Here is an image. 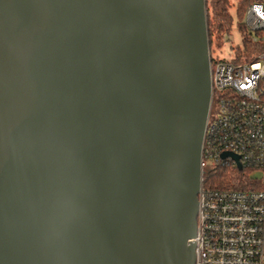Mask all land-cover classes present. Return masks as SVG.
Wrapping results in <instances>:
<instances>
[{
    "label": "water",
    "instance_id": "95a60500",
    "mask_svg": "<svg viewBox=\"0 0 264 264\" xmlns=\"http://www.w3.org/2000/svg\"><path fill=\"white\" fill-rule=\"evenodd\" d=\"M211 103L207 0H0V264H196Z\"/></svg>",
    "mask_w": 264,
    "mask_h": 264
},
{
    "label": "built area",
    "instance_id": "2783aa9c",
    "mask_svg": "<svg viewBox=\"0 0 264 264\" xmlns=\"http://www.w3.org/2000/svg\"><path fill=\"white\" fill-rule=\"evenodd\" d=\"M244 24L245 34L236 29L241 42L231 49L233 59L214 58L210 45L212 103L193 240L196 264H264V49L251 61L237 58L244 38L264 45L262 3L247 9ZM218 168L246 171V189L204 187L205 173Z\"/></svg>",
    "mask_w": 264,
    "mask_h": 264
},
{
    "label": "trees",
    "instance_id": "16d2710c",
    "mask_svg": "<svg viewBox=\"0 0 264 264\" xmlns=\"http://www.w3.org/2000/svg\"><path fill=\"white\" fill-rule=\"evenodd\" d=\"M254 3L261 2L260 0H238L234 6L231 0H207L208 32L211 47L214 42L219 43L232 30L235 17L238 21L237 30L245 34V13ZM233 7L235 9L234 13L232 12ZM263 49V44H253L248 38H244L242 47L237 48V58L238 60H243L242 62L251 61ZM247 174L246 171H239L233 168H218L214 172L205 173L203 185L204 187L214 186L217 189L227 187L246 189Z\"/></svg>",
    "mask_w": 264,
    "mask_h": 264
},
{
    "label": "rangeland",
    "instance_id": "374dc122",
    "mask_svg": "<svg viewBox=\"0 0 264 264\" xmlns=\"http://www.w3.org/2000/svg\"><path fill=\"white\" fill-rule=\"evenodd\" d=\"M232 4L235 6L238 0H231ZM260 2L264 5V0H260ZM234 7L232 9V12L234 13ZM237 18L235 17L234 24H233V31L231 32V38L228 40V38H225L224 41L217 43L214 42L212 45V53L214 58H220L225 60H231L233 59V51L232 48H235L237 45H240L241 39L237 32Z\"/></svg>",
    "mask_w": 264,
    "mask_h": 264
}]
</instances>
